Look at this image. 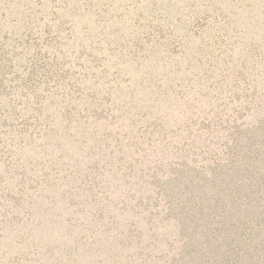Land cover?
I'll use <instances>...</instances> for the list:
<instances>
[{"label":"rangeland","instance_id":"rangeland-1","mask_svg":"<svg viewBox=\"0 0 264 264\" xmlns=\"http://www.w3.org/2000/svg\"><path fill=\"white\" fill-rule=\"evenodd\" d=\"M230 215L264 217V0H0V264H219Z\"/></svg>","mask_w":264,"mask_h":264},{"label":"trees","instance_id":"trees-1","mask_svg":"<svg viewBox=\"0 0 264 264\" xmlns=\"http://www.w3.org/2000/svg\"><path fill=\"white\" fill-rule=\"evenodd\" d=\"M199 212L201 211L193 212L186 209L185 215L188 214L184 217V226L195 222ZM233 216L223 219L221 224L214 226L213 229L204 231V237L212 239L209 250L214 246L215 249L218 247L223 257L219 264H264V217L260 215L253 220L247 216L242 218L240 215L237 218ZM206 254L198 256L200 264H216L211 257L207 258Z\"/></svg>","mask_w":264,"mask_h":264}]
</instances>
